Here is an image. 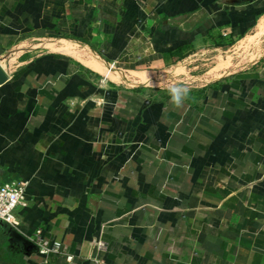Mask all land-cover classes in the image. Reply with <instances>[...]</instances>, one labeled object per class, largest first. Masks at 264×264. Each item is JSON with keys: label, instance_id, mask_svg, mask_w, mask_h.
Instances as JSON below:
<instances>
[{"label": "crops", "instance_id": "obj_1", "mask_svg": "<svg viewBox=\"0 0 264 264\" xmlns=\"http://www.w3.org/2000/svg\"><path fill=\"white\" fill-rule=\"evenodd\" d=\"M0 69V264H264V0H0Z\"/></svg>", "mask_w": 264, "mask_h": 264}, {"label": "built area", "instance_id": "obj_2", "mask_svg": "<svg viewBox=\"0 0 264 264\" xmlns=\"http://www.w3.org/2000/svg\"><path fill=\"white\" fill-rule=\"evenodd\" d=\"M26 195V187L21 182L4 184L0 180V224L15 226L16 211L23 204ZM40 251L46 254H60L62 244L59 241H49L41 232L32 238ZM100 247H103L100 244Z\"/></svg>", "mask_w": 264, "mask_h": 264}, {"label": "rangeland", "instance_id": "obj_3", "mask_svg": "<svg viewBox=\"0 0 264 264\" xmlns=\"http://www.w3.org/2000/svg\"><path fill=\"white\" fill-rule=\"evenodd\" d=\"M256 31H257V28H256V25H254L253 30H252V32H250L249 35L250 36L254 35L256 33ZM250 36H248V37H250ZM247 38H245L244 40H246ZM244 40L240 41L238 43L235 42L234 46L227 53V57L233 58V66L236 68H243L248 64V62L250 61L249 59H247L248 53L252 52L250 50L251 48L254 49V46L252 44L251 45L246 44V42H244ZM248 45L253 46V47L248 48L247 47ZM257 46L258 45L255 46V51H258V49H259ZM261 54H263V51L261 52ZM218 55H220V54L219 53H213L211 55L209 54L208 56H206L205 58L200 60L198 62L199 67L196 70L195 75L196 76H202V78L201 79H191V80H189V82L201 85L202 82H204L205 80H208L209 79L208 76H205V75L219 61V58L217 57ZM223 56H226V54H224ZM177 84H178V82L170 80V81H168V83H165L164 86L170 88L172 86H176Z\"/></svg>", "mask_w": 264, "mask_h": 264}, {"label": "clouds", "instance_id": "obj_4", "mask_svg": "<svg viewBox=\"0 0 264 264\" xmlns=\"http://www.w3.org/2000/svg\"><path fill=\"white\" fill-rule=\"evenodd\" d=\"M171 102L176 106H182L184 100L188 98L189 89L183 86H172L168 89Z\"/></svg>", "mask_w": 264, "mask_h": 264}, {"label": "water", "instance_id": "obj_5", "mask_svg": "<svg viewBox=\"0 0 264 264\" xmlns=\"http://www.w3.org/2000/svg\"><path fill=\"white\" fill-rule=\"evenodd\" d=\"M3 79H4V74L2 73V71L0 69V82ZM20 240H21V243L24 246L25 250L30 252L32 250V248H36V246L31 241H29L27 238L21 237Z\"/></svg>", "mask_w": 264, "mask_h": 264}, {"label": "trees", "instance_id": "obj_6", "mask_svg": "<svg viewBox=\"0 0 264 264\" xmlns=\"http://www.w3.org/2000/svg\"><path fill=\"white\" fill-rule=\"evenodd\" d=\"M256 19L257 18L255 17V21H256ZM255 21L251 24L250 28H252L255 25ZM235 42H236L235 40L231 41L230 43L226 44V47L231 46V45H234Z\"/></svg>", "mask_w": 264, "mask_h": 264}]
</instances>
